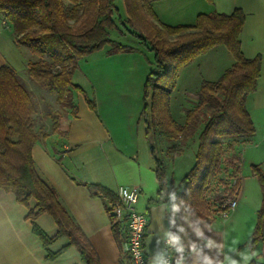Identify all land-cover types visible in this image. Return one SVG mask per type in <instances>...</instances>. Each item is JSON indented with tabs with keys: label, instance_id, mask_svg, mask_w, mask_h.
<instances>
[{
	"label": "trees",
	"instance_id": "trees-1",
	"mask_svg": "<svg viewBox=\"0 0 264 264\" xmlns=\"http://www.w3.org/2000/svg\"><path fill=\"white\" fill-rule=\"evenodd\" d=\"M158 1L163 0H123L127 33L153 55L154 68L143 88L142 119L148 127V143L152 124L160 136L171 143L167 151L174 158L198 135L196 164L180 183L183 191L173 199L172 207L181 203L187 216L198 215L208 220L218 212L229 210L213 212L204 200L210 182L222 172L223 140H244L256 134L246 101L257 91L262 57L248 60L241 51L239 38L245 24V14L241 10L231 15L200 14L194 26L172 27L158 21L153 10V3ZM0 17L13 28L16 44L38 59L29 65L31 83L55 97L62 110H73L70 119L76 117L77 110L73 93L83 95L89 108L96 110V104L73 82L79 64L106 47H110L111 55L135 52L132 47L110 38V32L117 29L115 19L121 17L116 0H0ZM219 46L232 55L233 65L218 81L201 84L198 105L186 113L183 125L178 124L171 115L170 100L179 73ZM33 97L28 85L12 68H0V190L13 194L25 207H29L31 201L36 202L27 218L45 248L59 240H68L67 247L49 253V260L56 259L66 248L74 247L84 264H100L89 240L69 216L55 191L36 171L33 148L50 135H40L36 130L38 107ZM52 121V131L64 132L66 136L69 122L63 124L59 113L52 115ZM149 147L159 183V200H162L167 191L165 166L156 156L155 147L150 143ZM252 172L263 193V205L253 235L254 248L264 230V172L260 166H253ZM86 187L92 197L104 201L117 237L120 224L113 215L119 201L117 195L101 185ZM42 215L50 216L55 222L58 229L55 236L49 237L38 226L37 220ZM171 236L174 239L173 232Z\"/></svg>",
	"mask_w": 264,
	"mask_h": 264
},
{
	"label": "crops",
	"instance_id": "crops-1",
	"mask_svg": "<svg viewBox=\"0 0 264 264\" xmlns=\"http://www.w3.org/2000/svg\"><path fill=\"white\" fill-rule=\"evenodd\" d=\"M203 1L210 7L211 14L231 15L238 9L245 14L239 38L241 51L248 60L262 57L257 91L246 101L257 128L264 117V0ZM132 48L135 49L133 53L111 55L110 47H106L87 57L83 67L79 64L73 76L74 84L92 93L97 103L100 100L104 104H98L93 112L84 100H80L76 117L69 120L65 138L41 139L34 146L32 155L38 175L55 191L60 203L91 243L100 264L132 262L124 252L126 223L116 221L120 224L116 237L104 201L91 196L86 187L89 184L101 185L116 195L120 187L140 191L137 210L148 214L150 219L145 252L153 263L162 258L165 241L173 232L182 264H264V230L262 239L252 247L263 205L261 185L254 174L249 187L240 177L237 207L229 209L225 215L218 212L208 220L198 215L187 216L181 203L172 207L173 197L167 195L159 200V183L147 140L148 127L145 122L141 125L143 88L154 68L153 55L139 42ZM37 60L29 50L16 44L13 28L0 17V68H12L29 86V65ZM117 98L126 100L124 105L126 109L132 108L131 116L122 118L119 110L125 109H121V105H109L111 99ZM132 99L137 101L136 105ZM239 143L243 145L244 141L239 140ZM144 147H147L145 155L140 152ZM234 149L237 150L236 146ZM239 153L242 163V152ZM253 163L252 167L258 165L264 172V162ZM35 206L36 202L31 201L30 206L25 207L13 194L0 190V264H84L74 247L66 248L54 260L48 259L49 253L67 247L68 240H59L48 248L43 246L27 218ZM45 216L48 215H42L37 224L53 237L57 226L49 216L53 221L50 225ZM41 221L44 222L42 226Z\"/></svg>",
	"mask_w": 264,
	"mask_h": 264
},
{
	"label": "rangeland",
	"instance_id": "rangeland-1",
	"mask_svg": "<svg viewBox=\"0 0 264 264\" xmlns=\"http://www.w3.org/2000/svg\"><path fill=\"white\" fill-rule=\"evenodd\" d=\"M116 6L120 11L121 17L120 19H115L117 29L110 32L111 40L129 47L138 45V41L130 36L125 28L124 24L126 23L127 16L123 0H116ZM153 9L157 13L156 15L160 23L175 27L193 26L195 24L194 19L197 15L211 14L210 7L203 0H163L153 3ZM86 61H88L87 58L81 62L80 66L83 67ZM232 63L233 58L230 56L229 52L224 47H216L207 55L199 57L194 64L185 68V70L179 74L177 86L170 100V112L176 122L183 124L186 120V113L198 105V94L201 83L205 80L208 82L218 81L221 74H223ZM28 87L32 91L34 96L33 99L38 107L36 115L37 132L40 135L48 134L50 137H60L64 139V132L52 131V115L54 113H59L63 118V124H67L73 110H62L57 104L55 97L50 96L46 90L32 83ZM86 94L88 99L96 104V110L98 104H104L100 100L97 103L92 93ZM100 96L99 94L98 97L100 98ZM72 99L77 109L80 100H84L87 104L83 95L80 96L77 93H73ZM125 102L126 100L120 101L117 98L116 100L111 99L108 103L109 105H121V109L125 110H119V112H121L120 116L122 118H127L131 116L132 108L126 109L124 105ZM132 103L136 105L137 101L132 99ZM96 110H93V112H96ZM150 123L151 121L149 119V124ZM142 124H144V120H142L141 125ZM149 127L151 131L149 143L155 147L156 156L165 166V185L167 189V194L165 193V195L177 198V195L183 191L180 183L186 178L196 164V154L199 146L198 135L186 143L183 152L178 155V158H174L167 151L171 143L162 138L158 130L152 127V124H150ZM242 141H244L243 145H240L239 140H223L225 155L223 158L222 172L218 177L212 179L204 192V200L213 212H216L219 206L225 205L228 199L235 194L238 187L237 181H240V177H242L244 184H247L249 187L253 177L252 164H255L253 162H264V117H261V121L257 123L255 136L246 138ZM235 146L237 149L236 151L234 149ZM239 151L242 152V163ZM140 152H144L143 154L145 155V153H147V147H144V149L141 148ZM254 183L258 186L256 180H254ZM118 205H120L119 201L115 206ZM45 217L51 225V223H53L51 218L49 216ZM42 221L40 223L41 226L44 223ZM47 230L49 233V229Z\"/></svg>",
	"mask_w": 264,
	"mask_h": 264
},
{
	"label": "built area",
	"instance_id": "built-area-1",
	"mask_svg": "<svg viewBox=\"0 0 264 264\" xmlns=\"http://www.w3.org/2000/svg\"><path fill=\"white\" fill-rule=\"evenodd\" d=\"M138 189L120 187L117 197L120 205L115 206L113 215L118 222H125L127 227V239L124 245V252L130 258L132 264H182L179 257L175 241L169 235L165 241V250L162 258L153 263L145 252V240L148 234L149 216L137 210V204L140 197ZM237 194L228 199L227 203L219 206V209H234L237 207ZM225 215L226 212H222Z\"/></svg>",
	"mask_w": 264,
	"mask_h": 264
}]
</instances>
